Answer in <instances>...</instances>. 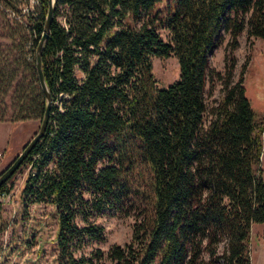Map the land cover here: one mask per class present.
I'll return each mask as SVG.
<instances>
[{
    "label": "trees",
    "instance_id": "obj_1",
    "mask_svg": "<svg viewBox=\"0 0 264 264\" xmlns=\"http://www.w3.org/2000/svg\"><path fill=\"white\" fill-rule=\"evenodd\" d=\"M162 1L57 0L42 59L50 120L22 164L31 169L21 193L26 206H55L58 264L104 258L101 250L75 253L86 240H104L91 217L124 206L142 167L149 206L131 240L110 247L108 264H200L205 255L209 264H252V226L264 223V125L244 77L235 80L232 54L245 29L264 40V0H172L170 41L153 15ZM38 2L26 22L3 13L0 122L40 124L46 112L36 49L49 0ZM223 31L230 34L223 94L206 124L210 56ZM171 54L180 76L159 87L153 58Z\"/></svg>",
    "mask_w": 264,
    "mask_h": 264
},
{
    "label": "rangeland",
    "instance_id": "obj_2",
    "mask_svg": "<svg viewBox=\"0 0 264 264\" xmlns=\"http://www.w3.org/2000/svg\"><path fill=\"white\" fill-rule=\"evenodd\" d=\"M173 8L172 0H163L156 5L153 12L157 24L159 22L158 30L166 41L171 40V35L165 19ZM62 17L61 11L59 18L62 19ZM7 19L0 8V36L3 33L2 24ZM229 40L230 34L223 31L219 45L210 56V67L213 73L206 86L205 101L208 108L205 116L206 124L212 118V107L220 101L223 94L221 79L225 72ZM0 42L5 43L7 40L0 38ZM232 55L237 60L234 70L235 80L241 76L244 77L246 94L255 113V119L259 125H264V40L249 37L245 29L239 36V46ZM153 73L159 87L170 85L180 76L177 57L174 54L167 57H154ZM31 123L34 125L32 129L35 133L40 125L39 121L32 120ZM33 132L31 137L24 141L25 143L23 142V147L32 138ZM262 139L264 146V132ZM0 152H3L2 148ZM14 158L11 161L0 159L2 167L0 173ZM261 167L264 170V147ZM30 169V164L22 166L8 183L9 191L6 192L4 200H0V264H58L59 218L55 206L49 203L26 206L22 199L23 183ZM149 179L150 173L147 168L138 169L133 177L131 194L126 197L124 206L122 205L120 209H106L91 217L92 222L104 228V240H86L84 247L76 251V256H91L93 251L101 250L104 258L96 261V264H108L106 254L110 247L123 246L131 240L133 224L141 219L149 206L146 196ZM78 221L79 224H83L82 221ZM250 250L252 264H264V223L252 226ZM208 259V255H205L200 264H209Z\"/></svg>",
    "mask_w": 264,
    "mask_h": 264
},
{
    "label": "water",
    "instance_id": "obj_3",
    "mask_svg": "<svg viewBox=\"0 0 264 264\" xmlns=\"http://www.w3.org/2000/svg\"><path fill=\"white\" fill-rule=\"evenodd\" d=\"M57 0H49L48 11L46 14L44 31L41 35V39L36 49V69L38 77L40 80L41 87L45 93L47 100L46 112L43 119L40 122L38 130L34 133L32 138L26 143L22 151L14 158V160L0 173V187L4 185L22 166L27 157L31 154L33 149L39 143V141L44 137L46 129L50 120L51 106H52V97L50 89L46 83L44 72H43V50L46 42L49 39L51 25L55 16Z\"/></svg>",
    "mask_w": 264,
    "mask_h": 264
},
{
    "label": "crops",
    "instance_id": "obj_4",
    "mask_svg": "<svg viewBox=\"0 0 264 264\" xmlns=\"http://www.w3.org/2000/svg\"><path fill=\"white\" fill-rule=\"evenodd\" d=\"M31 121L15 123L0 122V148L3 150L1 160L11 161L22 151L24 143L31 137V133L34 131L32 129L34 125ZM1 169L2 167L0 166Z\"/></svg>",
    "mask_w": 264,
    "mask_h": 264
},
{
    "label": "built area",
    "instance_id": "obj_5",
    "mask_svg": "<svg viewBox=\"0 0 264 264\" xmlns=\"http://www.w3.org/2000/svg\"><path fill=\"white\" fill-rule=\"evenodd\" d=\"M39 5L38 0H25L11 3L10 0L0 2L1 11L10 19L19 22H26L27 18L32 16ZM3 155L0 152V158ZM6 192L0 193V200H4Z\"/></svg>",
    "mask_w": 264,
    "mask_h": 264
}]
</instances>
